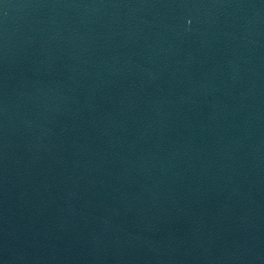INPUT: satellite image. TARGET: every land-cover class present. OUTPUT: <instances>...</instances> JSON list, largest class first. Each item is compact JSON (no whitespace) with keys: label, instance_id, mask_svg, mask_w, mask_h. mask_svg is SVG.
Listing matches in <instances>:
<instances>
[{"label":"water","instance_id":"95a60500","mask_svg":"<svg viewBox=\"0 0 264 264\" xmlns=\"http://www.w3.org/2000/svg\"><path fill=\"white\" fill-rule=\"evenodd\" d=\"M0 264H264V0H0Z\"/></svg>","mask_w":264,"mask_h":264}]
</instances>
